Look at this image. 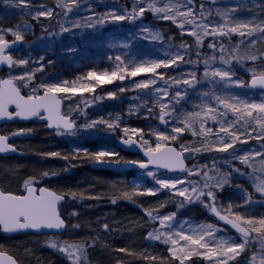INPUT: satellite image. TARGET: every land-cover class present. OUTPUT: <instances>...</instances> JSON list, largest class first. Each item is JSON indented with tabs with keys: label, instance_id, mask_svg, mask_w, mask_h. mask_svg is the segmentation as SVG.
Wrapping results in <instances>:
<instances>
[{
	"label": "trees",
	"instance_id": "1",
	"mask_svg": "<svg viewBox=\"0 0 264 264\" xmlns=\"http://www.w3.org/2000/svg\"><path fill=\"white\" fill-rule=\"evenodd\" d=\"M89 1L91 2V0H80V8L74 10L68 16H64L62 10L57 7L56 0H30L31 6L29 8L23 6L12 7L11 4L0 0V28L13 29L14 26H29L27 31L21 32L24 37L23 44L12 55L14 60H28L27 56L24 57L23 54L26 53L25 49H29L32 45V50L37 56L36 60H39L37 66L35 65L36 67L33 66L32 68L40 69L42 67L43 69L37 74L34 85H39L41 82L68 81V86L71 87L75 85L74 82L85 79L89 71H96L100 74L104 71L113 70L118 63L115 61L116 56H120L126 64H131L157 59L160 57L159 53L166 50L167 54L179 51L185 55L186 61H191L184 63L182 67L173 65L166 69L157 70L164 73L162 82L170 88L167 98L169 101H172L174 96L172 90L180 89L183 91L187 89V95L178 104H175L180 106V109L187 111L191 92H193L192 94H197V92L199 94L201 89L206 92L213 90L207 84H205V87L194 89L183 84L176 85L173 82V80L190 78L189 75L183 74L193 71L194 66L197 64L201 69L205 67L203 61L213 55V50L207 47L208 43L213 41V37H204L203 44L197 46L195 38L188 34L190 29L184 30L181 34L178 22L173 23L171 20L161 19V16L152 11H145L143 16L134 20L113 21L109 18L104 23H97V20L102 19L106 13L113 11L114 8L117 14H123L125 8L130 11L132 0H103L105 5L102 4V7L99 5L98 8L95 7L97 4L92 7V3H89ZM213 1L216 2L218 10L227 9L234 19L241 20L244 18L243 14L246 15V12L249 14L248 12L252 10V14L254 13L257 20H261L258 25L264 26V2L262 0L257 2L249 0L245 7L234 5L236 6L234 8H229L222 0H192L191 4L198 11L201 5L213 4ZM41 6L53 9V16L33 18L37 11L42 10ZM239 12L242 13L238 14ZM64 28H68L69 31H63ZM157 34L160 36L158 40L154 39ZM5 39L13 40L15 36L5 34ZM255 39L257 40L253 45L249 44V40L245 37L242 38L238 34H233L230 38H224L221 42L224 43L227 49L226 53L229 52V49L233 50L235 48L236 52L233 55L243 56L245 52H249L259 57L261 53H264V34H260ZM217 40H220V38L217 37ZM182 43L190 46L187 51L179 47ZM19 51L23 54H20ZM167 54L166 58H169ZM220 55L221 53L217 51V59L210 60V65L220 62ZM225 58L228 57L225 55ZM193 64L195 65L193 66ZM233 64L235 69H240L238 71L240 78L248 83L254 72L251 75L245 74L243 69L254 66H258V69L264 68V58L257 59L254 62L239 59L238 62L234 61ZM20 69L23 72L25 71L23 66L19 64L10 71L18 73ZM150 78H152L151 73H142L135 78L126 77L123 81L115 80L112 83L102 85L96 81L88 80L89 84L87 83V85H96L95 90L76 94L72 101H67L65 97L67 95L63 96L64 114H68L69 109L72 112L75 111L74 116L79 117L77 127H81L85 122L101 118L109 122H118L117 117L127 119H124L126 126L161 125L159 119L160 107L157 106L154 107L151 113L152 117L149 118L143 117L142 113L137 115L124 113L127 110L130 97L145 92L144 89H135L133 80L139 82ZM199 81L201 83L203 79ZM18 83L17 86L20 87L21 92L28 95V90L21 86L22 82ZM121 87L126 90L120 92ZM110 92H114L116 95L114 97L109 96L108 93ZM40 93H42V90ZM257 93H261V91L239 88L240 97ZM103 127L106 126L103 125ZM19 130H24L25 134L11 135ZM115 131V136L122 139V134H119L120 132L117 130ZM0 133L9 136L12 144L17 148V153L14 156L0 157V162H2L0 165V180L4 181V184H0L1 189L18 193V190L12 189V187H15L21 178L35 172L36 175L38 174L37 179L41 181V186L62 194L66 198L65 203L60 207L62 216L68 222L67 230L63 234H20L6 237L0 232V250L10 253L19 264H71L66 253H61L56 248L49 246L52 242H56L59 246H63L65 243L86 244V259L82 264H163L164 261H159L158 258L153 261L138 256L142 251V247L150 244L147 240V233L155 224V221L148 217L145 209H148L150 204L161 201V199V204L164 205L163 208L156 209V211L148 210L155 214H162L171 211L185 212L192 209L193 218H195V214H198L197 217L202 216L210 219L211 222L217 223L212 214H209L207 210L202 211L204 208L200 205L180 207L179 202H176L171 196L165 197V193L161 196H147L148 201L143 200L141 196L131 194H129L130 199L124 197L122 192L125 191L127 186L124 177L129 179L137 172L147 173V171H153L169 175L168 172L158 169L145 171L132 169L118 173L95 167L93 164H89L93 161L89 155L73 156V152L70 153L72 148L68 147L66 141L60 139L58 131L50 130L45 123L36 120L28 123L16 121L6 124L0 127ZM170 143L179 147L175 142ZM83 148L88 150L89 153H95L96 151L94 144L83 145ZM53 152H58L61 155L59 157L48 155ZM118 152L120 153V162L130 160L131 155L122 153L119 150ZM22 153L26 155L25 158H20ZM63 157H68V159ZM204 157L205 154L203 153L201 158L198 156L199 160H203ZM194 160L188 162L187 168ZM201 169V174L208 171L207 168L201 167ZM39 171L41 173H37ZM45 172L49 175L44 176L43 173ZM186 174L187 172L184 175ZM120 178H123V180H118ZM206 182L207 180L203 179L199 183V187H204ZM239 182L242 187H246L252 194V204H257V202L262 204L264 198L254 190L253 186L248 185L246 180L241 179ZM206 189L208 190V188ZM219 190L218 188L213 189L216 193V199L220 203L221 199L228 194L227 192H230V189L226 186L223 191ZM71 193H76V196L73 197ZM163 197L165 198L163 199ZM113 200H115V203H113ZM260 204H257L255 211L259 210L263 213ZM217 206L220 207L221 205ZM180 209L183 210L180 211ZM252 217L256 216L252 215ZM104 224L109 226L108 230L104 229ZM120 249H127V251H120ZM185 264L201 263L195 258H190Z\"/></svg>",
	"mask_w": 264,
	"mask_h": 264
},
{
	"label": "snow or ice",
	"instance_id": "2",
	"mask_svg": "<svg viewBox=\"0 0 264 264\" xmlns=\"http://www.w3.org/2000/svg\"><path fill=\"white\" fill-rule=\"evenodd\" d=\"M5 3L11 4L12 7H25L29 8L30 0H4ZM192 0H189L191 3ZM56 5L62 10L64 16H68L73 13L74 10H78L81 6L80 0H56ZM42 10L36 12L35 17H52L54 10L41 6ZM201 15L203 16V5L200 6ZM145 11H152L154 13H164L161 19L171 20L173 23H177L176 16L179 15L183 19L178 22L181 34H183L185 24H192L193 30L189 31V35L195 38L197 46L203 44L204 37L211 36L213 41L208 43L207 47L213 50V55L203 61L205 65L204 77L209 79L210 82H222L227 87L237 88H256L259 87L264 89V68H260L252 75L250 83H245L242 80H233L232 73V62L239 61V59H247L249 61H256L257 59L264 58V53L258 57L255 54L245 52L243 56L231 55L225 58L223 53L227 51L224 43L221 41L224 38H230L233 34H238L240 37H253L256 32L264 34V26L254 25L251 21L244 22L233 17H228L225 23L219 25H212L207 22L197 24L195 22V12L192 8H187L186 11L180 12L177 8L173 12V7L169 4H164L163 7H157L156 0H132L131 10L124 9L123 14H117L116 11H111L105 14V16L97 20V23H104L109 18L113 21H124L134 20L144 15ZM235 11V10H232ZM211 13H209V16ZM217 15H222L217 12ZM231 21V26H229ZM78 26V25H75ZM92 26V25H89ZM199 29V31L195 30ZM63 31H69L68 28H64ZM10 32L15 36L16 41H21L24 37L20 31L13 29L0 30V64H6L9 68L16 65H26L27 60L20 59L14 60L10 54H6V50L11 48L9 41L5 39V33ZM217 37L220 40H217ZM154 39H160L157 34ZM14 43V42H12ZM249 44H255V39H250ZM181 49L187 51L190 46L181 44ZM219 51L221 55L219 60L222 65L228 66L227 68L220 67L214 68L210 65V60L217 59L216 52ZM236 52V49H233ZM199 55V53H197ZM111 59V58H110ZM115 61L118 62L115 68L111 71H104L98 74L96 71H89L86 80L96 81L102 85L105 83H112L115 80L123 81L127 78H135L142 73H151L152 78L141 80L139 82L133 80L135 89H149L151 86L157 85V78L161 81L164 80V73L158 72V69H166L173 65L179 67V63H189L191 61L185 60V55L179 51L167 59H159L152 61L133 62L126 64L120 56L115 57ZM42 67L37 71H42ZM190 78L182 80H173L176 85H185L190 88L200 83L196 73L192 72L189 74ZM218 77L219 81H215L214 78ZM35 78V72H27L20 76H15L11 79L0 80V119L7 118H20L29 119L31 117H41L42 113L46 114L48 121V127H55L58 130V134H69L75 135L77 131V119L71 114L72 110L69 109L68 114H64L61 111V98L59 94L76 92V87L68 86V81H53V82H41L39 85H33L31 88L32 94L22 95L20 87L14 81H25L24 86L28 87V82L33 81ZM211 78V79H210ZM167 83V82H165ZM84 91L93 92L96 85H81ZM42 90V94H39ZM126 89L121 87L120 92H124ZM155 92L162 93L163 97H168V88L156 87ZM109 96H115L116 93L110 92ZM187 95V89L181 91L177 89L172 97L171 108L169 104L160 103V114L159 119L161 122L167 124L168 121L165 119L171 116L172 112L175 111V104H178L184 96ZM205 96L209 93L205 92ZM212 98L215 100V106L213 104H205L199 112H188L182 119L180 124L183 126H175L172 128V133L175 135H167L163 132L155 133L157 141L155 147H151L147 140H143L142 129H129L123 128L122 132L127 139L122 138L124 145L132 146L139 144L142 148L144 155L148 157L147 161H127L138 165L140 169H149L150 165L156 166L158 169L163 168L169 171L179 170L181 172H187L189 176L200 175L201 167L193 165L191 169L186 168L185 160L189 157L185 153H199L203 148L205 151H216L227 153L229 149H232L231 159L239 160L241 164L246 165L252 169L251 173L247 175L253 180V186L256 192L264 196V152L256 151H244L243 149H236L235 145L237 142L240 144H246L247 139L242 137L247 136L257 141H264V99L261 102H250L246 99H241L238 94L228 93L226 95H216L212 93ZM14 105L16 111L10 112L9 106ZM166 109H170L166 111ZM82 111V109H81ZM151 112V109H149ZM231 113V115H229ZM119 118L117 117V121ZM208 121H212L214 124H218V131L214 132L212 127H205ZM199 124L197 128L196 125ZM99 125H105L107 129L112 130L119 128V123L109 122L103 118L99 120H93L91 122H85L81 127L84 129H92ZM239 125V127H237ZM251 129V131H248ZM62 130V131H60ZM258 130V132H257ZM31 131V130H29ZM185 131H191L193 136L201 137L204 141L200 147L192 146L187 147L181 145L179 150L175 147H168L164 143L159 141L176 140L177 135H182ZM252 132H257V135L252 136ZM223 134L222 136L220 134ZM24 130H19L12 133L11 135H24ZM138 136L139 140H133L131 136ZM216 136V141H211V136ZM9 136L0 135V153L16 152L17 149L8 143ZM142 141V143L140 142ZM218 145V146H217ZM264 146V145H262ZM85 155H89L96 163H106V157H117L116 162L119 163L118 153L112 149L99 150L95 153H89L88 150H83ZM243 154H240V153ZM52 157H59L61 154L58 152L49 153ZM260 157V168L257 169L253 166L254 157ZM68 159V157H63ZM215 166V160L213 161V167ZM203 168H208V165H203ZM235 172H240V169H234ZM259 173V175H257ZM245 175V173H240ZM44 176H48L49 173H43ZM148 176H152L156 183L160 185L162 189L174 190L173 194L178 197H182L180 201V207L184 206V203L200 201L214 213L219 220L225 221L230 224L236 232L240 233V241L237 242L235 239L217 238L215 232L220 229H215L213 225H200L195 228H190L191 234H186L181 226L180 231H174L172 229V223L175 219V213L168 215L153 216L151 210H146L148 217L151 220L159 219L162 228L168 229L167 231L157 230L155 233H148V237L154 240H161L163 237V243L170 244L171 247L168 249L171 256L179 262V264H185L193 255L202 256L203 259L210 262V264H239L237 257L243 253H246L250 246L254 244L255 237H252V233H256L261 237L259 250H254L250 257H247L244 264H256L259 257V264H264V216L260 218L246 217L232 211V204L228 205V211L233 217L229 219L228 216L221 215L218 210L215 199L216 193L211 189L213 187L222 189L224 184L228 183L226 179L217 181L215 185L205 184L204 187L209 190L205 193L203 190L197 189L195 185H191V191L189 187H177L183 185L185 180L182 178L176 179H160L155 176L152 171H147ZM205 177L208 176L207 172H203ZM214 179V178H213ZM33 179L26 180L24 187L26 189V195H15L11 192L0 191V230L4 233H14L25 230H40L43 228L47 229H59L64 226V221L60 218L57 211V204L65 197L62 194H57L48 188H35L33 187ZM191 183V182H189ZM192 193L195 194L193 197ZM148 194L156 195V190H148ZM73 197L76 193H71ZM207 197L211 201L205 203L201 200V197ZM124 197L130 199L128 193L124 194ZM251 197H248L250 202ZM115 203V200H113ZM161 207L164 205L161 204ZM105 230H108L107 224L103 225ZM183 241V243H181ZM52 248H56L61 253H66L67 258L71 261V264H82L86 259V244H68L65 243L63 246H59L56 242H52L50 245ZM203 250V251H201ZM120 251H127V249H120ZM145 259L156 260V257L145 256ZM0 264H16V261L8 256L6 253L0 251Z\"/></svg>",
	"mask_w": 264,
	"mask_h": 264
},
{
	"label": "rangeland",
	"instance_id": "3",
	"mask_svg": "<svg viewBox=\"0 0 264 264\" xmlns=\"http://www.w3.org/2000/svg\"><path fill=\"white\" fill-rule=\"evenodd\" d=\"M224 2V4H226L229 8L231 7H239V6H246V3L249 0H222ZM253 2H257L258 0H252ZM264 2V0H262ZM89 3H92V7L94 4H97L95 7H99V5H101V7L103 6L102 4H104L103 0H91V2L89 1ZM169 4L170 7H173V12L176 11V9L178 8L180 12H184L186 11L187 8H192L193 11L195 12V22L197 24H203L205 23V18H207V22H210L212 25H219L222 23H225V21L227 20L228 17H232L230 14V12H228V10H218L217 6H216V2L213 1V4H208L206 3L205 6H203V16L201 15V8L197 11L195 10V7L193 6V4L189 3V0H156V5L157 7H163L164 4ZM105 5V4H104ZM236 5V6H234ZM228 8V9H229ZM91 10V9H89ZM113 11H115V8L113 9ZM217 12L221 13L222 15H217ZM209 13H211V15L209 16ZM242 12H239L238 14H241ZM249 14L246 15L243 14V19H241V21L244 22H248L251 21L254 25H258L261 23V20H257L256 16L254 15V13L252 14V10L250 12H248ZM157 14V13H156ZM158 16H163L164 13H159L157 14ZM183 18L180 17L179 15L176 16V20L177 22L181 21ZM237 19V18H236ZM231 22H229V26H230ZM6 29H12V28H0V30H6ZM27 29H29V26L27 25H20V26H14L13 30H18L21 32L27 31ZM190 29V30H189ZM184 30H193V25L192 24H185L184 26ZM197 31H199V29H195ZM5 34H11L10 32L5 33ZM261 33L256 32L254 34L253 37H245V39L250 40V39H255L256 37L260 36ZM12 35V34H11ZM262 35V34H261ZM14 36V35H13ZM257 40V39H255ZM47 45V43H46ZM34 48V47H33ZM25 54H23L21 51H19L20 54H23L24 57L27 56V61L28 64L26 65H22L23 68L25 69V71L23 72L21 69L19 70L18 73H12L10 70H4V71H0V80H2L5 77H9V78H13L15 76H20L23 75L24 73L27 72H35V78L33 81L28 82V87L24 86L25 81H21V86L25 89L28 90V95L32 94L31 92V88L34 85L33 83L36 80V76L37 74H39V71H37V69L32 68L33 66H35L39 60L37 59L36 54L34 53V50H32V45L29 49H25ZM178 51H173L167 54L166 50L161 51L160 57H158L157 59H151L149 61L152 60H159V59H167L166 58V54L168 57H171L172 55H174L175 53H177ZM235 52H233V50L229 49V52L226 53L224 52L223 55L229 57L231 55H233ZM243 60V59H241ZM234 62V61H233ZM232 62V63H233ZM179 63V67H182L184 65V63ZM29 65V66H28ZM195 64H193L194 66ZM199 64L194 66V70L191 71L196 73V76L198 78V80L203 79V81L201 83H198L194 89H196L197 87H205V84L208 85L209 88L213 89L212 91H207V93H209L208 96H205L204 93L206 92L205 90L201 89L199 91V94L197 92V94H192L193 92H191L190 95V99L188 101L187 104V111H185L184 109H180L181 107L178 105H175V111L172 112L171 116L167 117L166 120L168 121L167 124L163 123L161 125H157V124H147L144 125L142 127H134V126H126V124H124V119L123 117L120 118L118 120L117 123H119V128L115 129L117 131H119V134H122L123 138H128V136H125L124 133L122 132L123 128H135V129H142L143 130V140H147L148 144L151 147H155V143L158 142L157 141V137L155 135V133L157 132H163L167 135H175L174 133H172V128L175 126H183L182 124H180V119L183 118V116L188 113V112H199L202 110V108L204 107L205 104H213L215 106V100L212 98V93L214 92L216 95H226L228 93H234V94H238L239 95V88L237 87H227L225 86L224 83L222 82H210L209 79H205L204 77V71H205V67L203 69L199 68L200 66H198ZM37 66V65H36ZM35 66V67H36ZM211 67L214 68H220V67H224L227 68L228 66L226 65H222L220 62L218 63H214L211 64ZM232 67V73H233V80L235 79H239L242 80L240 78L239 72L240 69L234 67V64L231 65ZM237 70V71H236ZM243 70L245 74H252L253 72H255L258 69V66H254V67H246ZM251 72V73H250ZM103 73V72H102ZM163 73V72H162ZM190 73H184L183 75H189ZM252 76H250L251 78ZM244 78V77H243ZM211 79V78H210ZM215 81H219V78L216 77L214 78ZM243 81V80H242ZM19 82V83H18ZM15 83L20 84V81L17 80L15 81ZM87 83L89 84V81L86 79L77 81L76 83L74 82V86L76 87V92H69V93H62L59 94L60 97L62 98L63 96H65L67 98V101H72L73 97L76 96V94L82 93L84 92V90L80 87L81 85H87ZM72 87V86H71ZM156 87H160V88H165L167 87L161 80H159L157 78V85L151 86L149 89H144L145 92L143 94H135L132 95L129 99V104L127 105V110L126 113L127 115L130 114H140L142 113L143 117H152L151 113L154 109L155 106L159 107L160 103H165V104H169L170 108H171V104L172 101H169L167 98L168 97H163L162 93H157L155 92V88ZM168 88V87H167ZM168 92L170 93V88H168ZM263 92V93H262ZM175 90H172V94L174 95ZM188 95V96H189ZM248 96V97H247ZM200 97V99H199ZM64 98V97H63ZM241 99H246L250 102H261L262 99H264V91H261V93H257V94H250L249 95H245L243 97H241ZM64 102V101H63ZM144 106H146L145 108H143ZM149 109H151V112L149 111ZM167 110V109H166ZM170 110V109H168ZM73 116L75 115V111L72 112ZM231 115V113L229 114ZM77 119V122L79 120V117L74 116ZM110 117V116H109ZM127 120V119H125ZM162 123V122H161ZM121 124V125H120ZM196 127H199V124L196 125ZM205 127H212L213 131L216 132L218 131V124H214L212 121H208L207 124L205 125ZM237 127H239V125H237ZM61 131V130H60ZM248 131H251V129H248ZM115 132L116 131H112L107 129V127H103V125H99L95 128L92 129H84L82 127H77V131L75 133V135H69V134H60V139L62 141H66L68 144V147H71V152H73V156H81V155H85L83 150H86L85 148H83V145H89V144H94L96 146V151L99 150H107V149H112L114 150L116 153H118V159H119V152L118 149L115 148V144L116 142L119 140V138L117 136H115ZM258 132V130H257ZM257 132H252V136L254 137L255 135H257ZM221 136L223 135L222 133L220 134ZM129 136H131V134H129ZM132 138H137L139 140L138 136H131ZM242 139H247V143L246 144H240L239 142H237V144L235 145L236 149H243L244 151H251V152H256V151H260V152H264V141H257L255 139L249 138L247 136L242 137ZM211 141H216L217 137L216 136H211L210 137ZM142 142V141H141ZM161 143L164 144H168L170 142H175L179 145L178 149L180 148L181 145L187 146V147H192V146H196V147H200L201 144L204 142L202 141L201 137L199 136H193L191 134V131H185L182 135H177V139L176 140H168V141H159ZM173 144V143H170ZM175 145V144H174ZM218 146V145H217ZM120 151V150H119ZM232 149H229V151L227 153H222V152H216V151H205L203 148L201 149V152L199 153H192L191 155L189 153H185L186 156H188L189 158L186 159L187 160V164L190 160H194L192 164H189V169H191L193 167V165H197L199 167H202L203 165H208L209 167L207 168L208 171V176L205 177L203 174H200V178L199 175H192L189 176L188 173L186 175L184 174H172L170 173L169 175H163V174H159V173H155V176L157 178L160 179H176V178H182L185 180V183L183 185H178L177 187H189L190 191H191V185H195L199 190H203L205 193L209 190H207L206 188L202 187L200 188V184L201 181L207 180L206 183H209V185H215L217 181H220L222 179H226L228 181V183L224 184L223 188L220 190H224L225 187L227 186L228 189H230V192H227L228 194L223 197L221 199V202L219 203L217 201V199H215V204L217 205H221L220 207L217 206L218 210L223 213L224 215L233 218L229 211H225L224 209L228 210V205L232 204L233 208L232 211L235 213H238L242 216H246V217H252L256 216L255 218H260L262 216H264V200L262 201V204L258 203L262 205V211H255L257 208V204H252V194L248 191V189L246 187H242V185H240L239 180H246L247 184L250 185L251 187L253 186V180L247 175V173H251L252 169L247 167L244 164H241V162L239 160H233L231 159V153H232ZM205 154V157L203 158V160H199L198 156L201 158V155ZM81 154V155H80ZM240 154H243L242 152ZM26 155H24V153H22V155L20 156V158H25ZM106 161H111V162H116L117 157H106L105 158ZM215 160V166L213 167V161ZM260 157H254V162H253V166L257 169L260 168ZM2 162H0L1 165ZM95 161H91L89 164H93L94 166ZM47 168V166H46ZM240 169V172H235L234 169ZM202 172V171H201ZM37 173H41L40 171ZM240 173H245V175H241ZM38 175V174H37ZM37 175L34 173H31L30 175H26L25 177L21 178L20 181L18 182V184L15 185V187H12V189H16L18 190V192H23L25 190L24 187V183L26 180L29 179H33L35 182V184L40 185L41 186V181L39 179H37ZM257 175H259V173H257ZM126 177H124V181H126V189L124 192L122 193H128L131 194L133 196H141L143 200L148 201V198H146L147 196H152L150 194H148V190H156V195L157 196H161L163 193H165V197L167 196H171L173 197V199L176 202H179L181 200H183L182 197H178L175 196L173 194L174 190H170V189H162L160 187L159 184L156 183V180L152 177V176H148L146 172H137L135 174H133L132 177H130L129 179H125ZM214 178V179H213ZM118 180H123V178H120ZM199 180V182H197ZM191 182V183H189ZM198 183V184H197ZM0 184H4L3 180H0ZM125 186V184H123ZM254 190L255 187L253 186ZM213 189H216L215 187H213L211 190L213 191ZM219 190V191H220ZM256 191V190H255ZM258 193V192H257ZM169 194V195H168ZM260 194V193H259ZM193 197H195V194L192 193ZM261 195V194H260ZM251 197L250 202L248 201V197ZM262 196V195H261ZM163 197V199L165 198ZM264 198V196H262ZM201 200H203L205 203H210L211 201L209 200V198L205 197H201ZM162 201V199H161ZM161 201H157L154 204H150L148 206V209H152L153 211H156V209H161L163 207L160 206ZM209 201V202H208ZM194 204H198L200 205V207L204 208L205 211L207 210L209 214H212V212L206 208L204 206L203 203H201L200 201H195V202H185L184 206L189 205L192 206ZM73 205V204H72ZM74 206V205H73ZM252 206H254L252 208ZM160 207V208H159ZM145 209V210H148ZM183 209H180V211H182ZM225 211V212H224ZM192 209L191 210H187L185 212H175V211H171L168 213H157L159 215H168L170 213H175V219L172 223V229L174 231H180L181 230V226H183V230L186 234H191L190 233V228H195L197 226L200 225H213L215 229H220L219 231L215 232V236L217 238H225V239H235L237 240V242L240 241L241 237L239 234H236L234 232H232L230 229L226 228L225 226L221 225L217 220V223L215 222H211L210 219L208 218H204L202 216L197 217L198 214H195V218H193L192 216ZM252 212H254V214H252ZM153 216H157V214L152 213ZM70 217V216H68ZM214 218V217H213ZM215 219V218H214ZM155 224L151 227V229L149 230L148 233H155L157 230L159 231H167L168 229L166 228H162L159 222V219L154 220ZM148 233H147V240L149 241L150 244H148V246H144L142 247V251L140 252V254L138 255L139 257H145V256H151V257H156L158 258L159 261H164L163 264H179L178 261H176L172 256L171 253L169 252V248L171 247L170 244H165L163 243V237L161 238V240H154V239H150L148 237ZM252 237H255V243L252 244L249 248V250L246 253L241 254L240 256L237 257V261H239V264H244L245 260L247 257H250L252 255V252L254 250H259L260 248V239L261 237L258 236L256 233H252L251 234ZM181 243H183V241H181ZM203 251V250H201ZM191 258H195L198 261H200L201 264H210L209 261L203 259L202 256L199 255H193ZM63 262V260H62ZM229 264H233V262H229ZM256 264H259V257L256 261Z\"/></svg>",
	"mask_w": 264,
	"mask_h": 264
},
{
	"label": "water",
	"instance_id": "4",
	"mask_svg": "<svg viewBox=\"0 0 264 264\" xmlns=\"http://www.w3.org/2000/svg\"><path fill=\"white\" fill-rule=\"evenodd\" d=\"M7 41H9L12 46H11L10 49L6 50V54H10L13 57L12 53L14 51L18 50L21 47V45L23 44L24 41L23 40L16 41L15 39L7 40ZM12 42H14V43H12ZM12 68H9L6 64H0V71L10 70ZM251 78L249 79L248 83H250ZM5 79H11V78L5 77L2 80H5ZM250 89H253L255 91H264V89H261L259 87L250 88ZM21 94L27 96L26 94H23L22 92H21ZM40 94H42V93H40ZM61 101H62V103H61V111L63 112V99L62 98H61ZM9 111L10 112H15L16 111L15 106L14 105H10L9 106ZM42 116L45 117V118L31 117V118H29L27 120L20 119V118H15V117L12 118V119L3 118V119H0V127L4 126L6 124L12 123V122H16V121L21 122V123H28L30 121H35V120H38L39 122L45 123L47 125V127H48V121L46 119V114L42 113ZM162 124H163V122H162ZM48 128L50 130H57L55 127H51V128L48 127ZM0 135H4V134L0 133ZM124 139H127V138H124ZM132 139L133 140H137L136 138H132ZM8 143L11 144L13 147H15V145L12 144L10 137H9ZM165 145L168 146V147H175V148H177V150H179L178 147H176L175 145H172V144H165ZM115 148L120 150L121 152H127V153H130V154L137 155L140 158L139 161H147V159H148V157H146L144 155V152H143L142 148L139 146V144H134L132 146H128V145H124L122 143V139H119L116 142V144H115ZM16 152L0 153V157H12V156H14L16 154ZM125 162H127V161H125ZM125 162H119V163L111 162V161L106 162V163H96L95 162L94 166L95 167H99V168H103V169H107V170H110V171H113V172H118V173L130 171L132 169L139 170V171H145V169H140L138 167V165L125 163ZM185 166L187 168V160H185ZM149 169L153 170V169H158V168L156 166H154V165H150ZM149 169H147V170H149ZM158 170L165 171V172L172 173V174H184V173H186V172H181L179 170L169 171V170H166V169H163V168H159ZM33 187L37 188L36 186H33ZM41 188H47V187H41ZM37 189H39V188H37ZM49 190H51V189H49ZM0 191H2V190L0 189ZM26 194H27V192L25 190V193L22 194V195H26ZM15 195H18V194H15ZM65 201H66V198H64L63 200L59 201L58 204H57L58 214H59L60 218L64 221V226L59 228V229H55V228H53V229L43 228V229H40V230H31L30 229V230L19 231V232H14V233H4L2 230H0V232L2 233V235L6 236V237H11V236L20 235V234H35V235H60V234H63L67 230L68 222L62 216L61 211H60V207H61L62 204L65 203ZM212 215L221 225H223L226 228L230 229L232 232L240 235V233L236 232V230L233 229L230 224L225 223V221L219 220V218L214 213H212ZM221 215H224V214L221 213ZM229 219H232V218L229 217ZM0 251H2V250H0ZM2 252L6 253L8 256H11L16 261V264H19V262L15 259V257H13L10 253H8L6 251H2Z\"/></svg>",
	"mask_w": 264,
	"mask_h": 264
},
{
	"label": "flooded vegetation",
	"instance_id": "5",
	"mask_svg": "<svg viewBox=\"0 0 264 264\" xmlns=\"http://www.w3.org/2000/svg\"><path fill=\"white\" fill-rule=\"evenodd\" d=\"M47 126V125H46ZM122 153H126V154H129V155H131L130 157V160H128V161H139L140 160V158L137 156V155H135V154H130V153H127V152H122ZM6 158V157H5ZM33 186H36L37 188H41V187H44V186H39V185H37V184H35V183H33ZM1 189V188H0ZM2 191H4L3 189H1ZM26 190V189H25ZM25 190L23 191V192H18V193H14V194H18V195H22V194H24L25 193ZM4 192H7V191H4Z\"/></svg>",
	"mask_w": 264,
	"mask_h": 264
}]
</instances>
